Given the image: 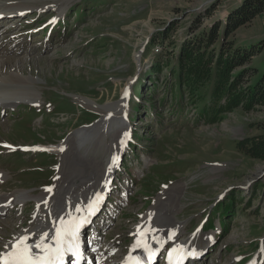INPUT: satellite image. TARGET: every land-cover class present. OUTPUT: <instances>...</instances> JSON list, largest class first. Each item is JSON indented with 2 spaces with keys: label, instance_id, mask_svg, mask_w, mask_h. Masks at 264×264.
I'll return each instance as SVG.
<instances>
[{
  "label": "rangeland",
  "instance_id": "obj_1",
  "mask_svg": "<svg viewBox=\"0 0 264 264\" xmlns=\"http://www.w3.org/2000/svg\"><path fill=\"white\" fill-rule=\"evenodd\" d=\"M10 1L32 4L31 0ZM243 1L72 0L53 23L56 14L49 8L42 13L33 9L18 22L9 23L14 27L0 36V57H5L0 75L8 77L6 81L32 82L41 103L10 110L18 117H6L9 110L0 114V144L5 148L0 149V171L7 176L0 195L11 198L10 193L24 191L37 196L50 189L61 160L47 151L12 154L2 143L55 146L72 132L98 124L102 111L125 97L129 142L112 174L114 186L104 200L107 204L90 222L100 243L116 252L107 263L119 262L117 256L131 244V233L143 215L161 192L169 190L179 198L175 219L184 223L180 237L198 231L192 242L194 248H201L206 235H214L209 251L195 252L201 257L195 264L250 260L264 264V158L250 157L247 147L238 144L264 139V104L249 110L237 108L214 121V106L199 103L186 89L180 92L170 73L181 45L196 41L214 24L221 25L219 39L207 51L216 53L227 16ZM36 4L42 6L41 0ZM13 18L0 28H6ZM45 22L50 25L44 27ZM224 41L225 46L257 51L242 69L264 66V12ZM156 61L160 70L152 71ZM242 84L247 85V77ZM208 88L201 93L209 92ZM111 140L104 135L88 148L99 159L108 153ZM80 169L73 166L70 172L77 174ZM50 198L36 208L47 224L62 201L60 195ZM33 202L30 199L16 213L0 218V252L21 230L34 228L36 220L30 219ZM207 217L210 226L201 228ZM91 231L83 232L86 242H90ZM164 248L154 264H162Z\"/></svg>",
  "mask_w": 264,
  "mask_h": 264
},
{
  "label": "bare ground",
  "instance_id": "obj_2",
  "mask_svg": "<svg viewBox=\"0 0 264 264\" xmlns=\"http://www.w3.org/2000/svg\"><path fill=\"white\" fill-rule=\"evenodd\" d=\"M70 1L72 0H41L42 6L37 7L36 3H38V0L29 1L32 3L29 6L22 2L0 0V24L15 15V18L7 23V27L0 30V36H4L14 27V24L11 25L9 23H16L19 21L18 18L26 16L33 11L42 13V9H54L52 11H54L56 15L53 20L51 19V23H53L57 21L59 17L64 15L66 7ZM63 3H66V5L62 6ZM49 24L50 22L45 26H48ZM4 58L3 56L0 57V64H3L4 60L2 62V59ZM21 69L19 68V70L15 72L18 74L17 77L20 76ZM5 78L8 77L0 75L1 115H4V111L9 110L6 117H18L19 114H15L16 116H14L13 112H17V110H20L23 106L29 108L28 106L40 105L41 98L39 97V92L31 88L33 85L32 82L29 81V84H27L19 78L17 80L6 81ZM120 102L121 103H116L117 105H115V107L104 109L102 111V118L98 121L99 123L97 122L101 125L96 124L92 127H85L76 130L72 132L65 141H62L55 146L34 145L31 147H25L5 142L6 145L11 147L9 148L11 150H6L7 152L14 151V148L32 151L34 154L47 151L60 156L61 160L59 159L60 168L55 177V183L50 188V191L44 189V191L37 196L24 191L10 193L12 195L11 198L8 196L9 194L0 195V218L6 217L8 213L10 214L13 211V213H16L15 210L18 211L20 205L32 199L34 202L33 212L30 219L32 220L34 218L36 220L34 228L21 230L18 235L14 236L13 239L5 245L4 251L0 252V257L9 255L13 250L11 245L18 243L22 237H27L24 243L28 247L29 255L33 258L40 257L42 255L41 250L35 247V245L41 242V233L45 236L43 240L44 244L50 247L55 246L54 237L56 236L57 228L60 227L61 220H64L65 223H67L69 219H75L82 230L87 227L88 219L98 212L102 203L106 197H108V193L112 191L113 187H111L112 184L110 183L112 174L118 169V159L127 148L126 144L129 137L130 127L126 116L125 97H122ZM12 109H14L13 112L10 111ZM15 121L19 120H14L13 125L15 124ZM1 125L2 127H6L5 123ZM100 127L101 132L99 130ZM104 135H109L112 140L108 145V153L106 156L97 159L88 147L95 145V143L98 142L99 139H102ZM68 149L71 151V153L69 152L70 157L68 156ZM89 151L90 154H92L91 157H89ZM73 166L76 169L79 166L81 167L79 173L75 174L70 172V168ZM67 170L68 175L64 176V172ZM5 181H7V176L0 171V189L3 186L2 183ZM65 185L68 187H64ZM59 195L62 201L51 212V222L48 224L42 222L41 219L43 214H41L36 208H39L46 199L49 200L50 196L59 197ZM50 199L54 200L53 198ZM166 199H170V201L164 202ZM77 209H79V211H77ZM177 209H179L178 196L169 190L161 192V195L155 200L154 205L147 211V213H145V215H143L142 219L140 218L141 221L139 220L140 222L137 229L135 228V231L131 234L133 238L131 244H129L122 255L117 256V258L115 257L116 260L119 258V262L115 261L112 262V264L131 263L136 254H143L148 257L149 260L153 261L156 251L161 249L164 245H168V248L172 251L179 250L187 255L191 254L192 248L189 249V244L191 243L193 247L195 241L192 242V239H194L198 231H196L194 235L180 237V230L184 223L175 219ZM168 229H171L170 234L165 233ZM82 230L77 233L78 253L67 255V257L61 260L62 263L108 264L107 258L114 257L116 252H113L108 249V247L102 245L100 243V238L96 233L90 235V243L92 244L87 243L83 240ZM212 236L214 237V235ZM212 236L206 235L205 242L207 244L204 242V247H196V250L201 252L208 249L209 251V241L213 239ZM7 240L3 241V243L7 242ZM1 245L3 244L1 243ZM0 247L1 251L2 246ZM82 248L86 249V253H80ZM0 264H2V260H0ZM248 264L258 263L250 261Z\"/></svg>",
  "mask_w": 264,
  "mask_h": 264
},
{
  "label": "trees",
  "instance_id": "obj_3",
  "mask_svg": "<svg viewBox=\"0 0 264 264\" xmlns=\"http://www.w3.org/2000/svg\"><path fill=\"white\" fill-rule=\"evenodd\" d=\"M264 12V0H244L226 18L222 28L221 42L218 51H207L219 39L218 31L221 25H212L206 33L191 44H182L176 58L175 68H171V76L176 89L188 90L191 98H199V103L213 105V119L220 120L226 112L237 108L249 110L255 105L264 104V66L242 69L257 56V51L245 50L225 46L224 38L233 34L238 28L252 22L254 18ZM158 61L153 62V69L160 70ZM247 77V85L243 86V79ZM210 88L209 92L201 93ZM208 88V89H209ZM211 102V103H210ZM203 112L208 110L203 107ZM248 143L250 147H248ZM248 155L255 159L264 158V139L243 140L238 142Z\"/></svg>",
  "mask_w": 264,
  "mask_h": 264
},
{
  "label": "snow or ice",
  "instance_id": "obj_4",
  "mask_svg": "<svg viewBox=\"0 0 264 264\" xmlns=\"http://www.w3.org/2000/svg\"><path fill=\"white\" fill-rule=\"evenodd\" d=\"M78 231L79 224L75 219H69L67 223L61 220L60 227L57 228L56 236L54 237V247L43 243L45 236L41 233V242L35 245L41 250L42 255L40 257L33 258L29 255L28 247L24 243L27 237H22L18 243L11 245L12 252L7 256L0 257V260H2V264H55V261L62 258L65 251L73 252L74 254L78 253Z\"/></svg>",
  "mask_w": 264,
  "mask_h": 264
}]
</instances>
